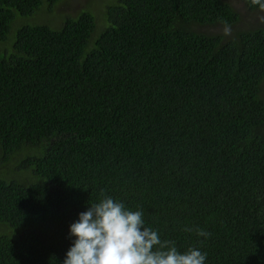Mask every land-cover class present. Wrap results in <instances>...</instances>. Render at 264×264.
I'll use <instances>...</instances> for the list:
<instances>
[{
  "label": "trees",
  "instance_id": "16d2710c",
  "mask_svg": "<svg viewBox=\"0 0 264 264\" xmlns=\"http://www.w3.org/2000/svg\"><path fill=\"white\" fill-rule=\"evenodd\" d=\"M70 3L0 0V264H62L104 195L206 264H264V17Z\"/></svg>",
  "mask_w": 264,
  "mask_h": 264
},
{
  "label": "clouds",
  "instance_id": "9594fccd",
  "mask_svg": "<svg viewBox=\"0 0 264 264\" xmlns=\"http://www.w3.org/2000/svg\"><path fill=\"white\" fill-rule=\"evenodd\" d=\"M264 10V0H249ZM229 31L228 27L225 32ZM185 231L191 229L185 228ZM71 244L62 264H206L198 247L181 252L174 241L162 240L158 230L145 225L142 210H131L111 196L90 203L69 225ZM199 237L211 233L198 230Z\"/></svg>",
  "mask_w": 264,
  "mask_h": 264
},
{
  "label": "rangeland",
  "instance_id": "374dc122",
  "mask_svg": "<svg viewBox=\"0 0 264 264\" xmlns=\"http://www.w3.org/2000/svg\"><path fill=\"white\" fill-rule=\"evenodd\" d=\"M227 1L230 2L237 10L241 12L243 16L247 18V23L249 25L254 26L256 24L255 22L256 17L260 16L261 19L264 17V11H260L257 13L255 11L253 12L249 11L245 5L246 4L245 0H227ZM90 3H92V0H71V3L68 6V8L72 5V7L74 8V11L80 12L83 9L90 8ZM100 3H101V0H94V3H93L94 5L91 8H98V9H100L101 7L103 8L105 5L109 4V0H104L102 4ZM68 8L66 7L65 9V7L62 6V9L63 10L65 9L64 13L69 12ZM228 29H229L228 32H230V27H228ZM216 30L223 31L224 29L222 27H216Z\"/></svg>",
  "mask_w": 264,
  "mask_h": 264
}]
</instances>
